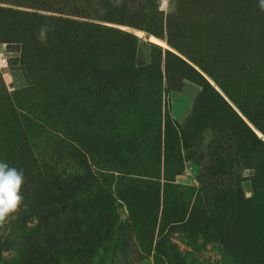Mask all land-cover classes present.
<instances>
[{
  "label": "rangeland",
  "instance_id": "obj_1",
  "mask_svg": "<svg viewBox=\"0 0 264 264\" xmlns=\"http://www.w3.org/2000/svg\"><path fill=\"white\" fill-rule=\"evenodd\" d=\"M139 1L148 6L123 17L111 12L106 0H73L81 17L70 18L96 21L141 40L131 83L141 106L155 107V112L129 109L121 113V122L133 142L143 144L157 135L161 149L164 122L172 123V152L182 154L180 173L161 165L153 207L143 191L149 178L95 174L98 186L114 195L126 225L106 238L100 232L90 256L54 258L52 245L69 226L61 207L43 214L28 206L18 209L0 224V264H264V153L251 149L248 132L230 112L264 141V11L259 0ZM32 12L59 15L38 6V0H0V161L18 169L27 153L48 162L53 143L60 151L57 138L75 124V113L62 119L67 125L57 114H45L43 105L62 91L64 57L39 50L45 43L38 39V20L26 15ZM195 73L213 85L227 107L203 93ZM90 115L97 126L109 121L103 106ZM144 157L138 161L139 174L148 173L144 166L150 161ZM255 168L259 175L253 177ZM164 184L187 188L167 187L178 203L163 218ZM29 187L40 205L39 197L47 195L43 183ZM165 236L167 246L159 248Z\"/></svg>",
  "mask_w": 264,
  "mask_h": 264
},
{
  "label": "trees",
  "instance_id": "obj_2",
  "mask_svg": "<svg viewBox=\"0 0 264 264\" xmlns=\"http://www.w3.org/2000/svg\"><path fill=\"white\" fill-rule=\"evenodd\" d=\"M99 1L103 3L105 0ZM106 1L111 12L123 17L129 16V13L137 11L141 6L144 8L148 6L141 5L139 0ZM38 6L59 13V15H41L37 12L26 14L38 20L40 26L36 28L37 31L41 25H47L50 29L44 47L39 50L47 51V55L60 54V58L64 57L65 65L63 80L60 82L62 91L43 105L46 107L45 114H57L60 124L67 125L68 123L62 119L70 113H75L72 117L75 124L66 129L64 135L68 138L66 136L57 138V142H60V151L55 150L53 143L48 162H38V159L35 156L30 157L29 153L21 157V169L25 180H28L21 189L23 202L19 209L28 206L32 213L43 214L50 208L56 210L57 207H61L69 226L67 233L65 235L62 233L52 245L54 258L69 259L80 254L90 256L96 241L99 240L96 237L100 232L104 230L102 237L106 238L109 232L116 230L118 233L120 231L118 228L126 225L113 204L114 195L106 188L98 186L99 177L95 174L114 178L116 172V179L126 180L132 175L149 178L148 181H143L145 187L143 191L147 190L146 195L152 197L150 203L153 207L158 202L156 189H159L160 185L158 176L161 165L180 173L182 154L179 151L176 154L172 152L174 150L171 147V131H175L172 123H166V120L164 122V148L161 149L160 146L156 147L157 135L150 136L143 144L133 142L131 137L134 135L128 133L126 126L121 122V113H128L129 109L133 111V108H136L137 111L151 116L155 112V107L146 109L141 106L136 89L131 83L135 60L141 53L138 50L141 40L132 33L96 21L70 18L81 17L79 15L81 7L73 0H38ZM99 11L103 12V9ZM154 18L157 22V17ZM150 46L151 49L157 47L154 43H150ZM165 53L185 64L170 51L165 50ZM195 74L199 76L203 93L218 99L222 106L227 107V103L213 85L199 73ZM55 82L58 83L57 80L53 81ZM68 98L72 99L71 103ZM73 100L75 104H72ZM101 106L106 110V119H109L105 126H97V122L90 115L91 112H97V108ZM230 112L248 132L251 149L264 153L262 138L257 136L233 110L230 109ZM143 154L144 158L148 157L150 161L144 166L147 174L137 173L141 168L138 161ZM68 166L70 169H66ZM262 166L264 167V163ZM258 175L259 169L255 168L253 177ZM35 182L43 183L47 193L39 197L40 205L35 204L34 195L27 191L30 184ZM167 187L176 190L187 188L176 184L163 185L161 213L163 218L168 214L170 205L178 203L172 201L167 193ZM95 208L98 209L97 213L93 212ZM131 214L134 216L135 212L131 211ZM94 215L98 217L93 218ZM168 241L165 236L157 244L160 243L159 248H166Z\"/></svg>",
  "mask_w": 264,
  "mask_h": 264
},
{
  "label": "clouds",
  "instance_id": "obj_3",
  "mask_svg": "<svg viewBox=\"0 0 264 264\" xmlns=\"http://www.w3.org/2000/svg\"><path fill=\"white\" fill-rule=\"evenodd\" d=\"M259 7L264 11V0H259ZM49 30L47 25H41L38 30V39L42 43H46ZM24 182L22 169L0 161V224L4 223L7 217L20 208L23 202L21 189Z\"/></svg>",
  "mask_w": 264,
  "mask_h": 264
},
{
  "label": "bare ground",
  "instance_id": "obj_4",
  "mask_svg": "<svg viewBox=\"0 0 264 264\" xmlns=\"http://www.w3.org/2000/svg\"><path fill=\"white\" fill-rule=\"evenodd\" d=\"M151 40H152V41H155V42H159V43H161V41H160V40L156 39V38H155V37H153V36L151 37Z\"/></svg>",
  "mask_w": 264,
  "mask_h": 264
}]
</instances>
